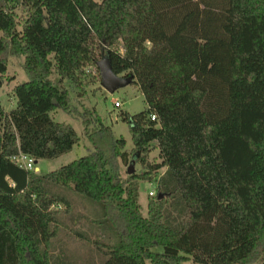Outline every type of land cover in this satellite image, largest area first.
<instances>
[{
  "label": "trees",
  "instance_id": "1",
  "mask_svg": "<svg viewBox=\"0 0 264 264\" xmlns=\"http://www.w3.org/2000/svg\"><path fill=\"white\" fill-rule=\"evenodd\" d=\"M0 32V77L9 57L27 76L14 108L0 106V264H51L56 208H71L53 187L100 209L111 236L93 241L98 264H264V0H0ZM102 57L143 95L142 112L121 114L143 172L122 178L126 141L89 110L86 156L41 176L22 168L20 155L78 144L50 113L101 82ZM139 182L155 186L146 217Z\"/></svg>",
  "mask_w": 264,
  "mask_h": 264
},
{
  "label": "rangeland",
  "instance_id": "2",
  "mask_svg": "<svg viewBox=\"0 0 264 264\" xmlns=\"http://www.w3.org/2000/svg\"><path fill=\"white\" fill-rule=\"evenodd\" d=\"M100 2L101 0H94ZM18 26L21 29V23L25 17L22 9L16 10ZM1 36V32H0ZM23 57H9L7 60V71L5 75L0 77V106L8 112L15 106V98L13 89L16 85L27 80V76L23 70ZM99 68L102 77H105L107 70V60L102 57L99 61ZM94 72V69H92ZM57 76L53 75L55 80ZM124 79L121 76H112L110 79L112 91L106 90L102 82L97 80L95 83L90 84L82 90H71V103L69 106L70 112L66 113L62 110H56L50 113L51 118L58 123H63L71 126L79 138L71 151L60 157L52 160H38L34 162L33 172L37 175H45L54 171L62 166L71 163L81 157L86 156L91 150V145L83 134L82 120L78 115L83 111H96L101 118L102 123L110 127L115 136L122 137L126 141L125 150L130 154V164H132L134 173L140 174L143 172L141 165L134 161L131 156L132 142L129 133L127 122H125L121 114L128 116L136 115L142 112L145 108L143 95L141 94L137 85L128 84L124 85ZM118 102L120 107H115L114 103ZM148 160L151 163L159 162L158 151L155 146L152 147L148 155ZM128 166L121 164L120 173L123 179L128 177ZM38 168L35 171V168ZM164 170V169H163ZM161 170L160 172H163ZM155 186L149 182H139V195L138 202L141 206V213L146 217L147 203L149 201L148 192ZM51 191L63 194L71 203V208L66 211L65 206L57 207L59 218V233L56 238L51 241L50 254L51 264H98V257L94 250L93 241L103 240L111 236V232L103 229L102 226L96 224L98 220L100 209L92 205L83 196L74 194L68 190H61L52 188ZM156 192V191H155ZM81 233L84 237L88 236L90 241H86L79 237ZM181 264H192L190 261ZM261 264V263H257Z\"/></svg>",
  "mask_w": 264,
  "mask_h": 264
},
{
  "label": "built area",
  "instance_id": "3",
  "mask_svg": "<svg viewBox=\"0 0 264 264\" xmlns=\"http://www.w3.org/2000/svg\"><path fill=\"white\" fill-rule=\"evenodd\" d=\"M114 106L120 107V104L118 102H115ZM150 119L155 120V116L151 115ZM15 162H17L22 168L29 170V171H32L34 168L33 167L34 160L25 155H20L18 158L15 159ZM154 195H155V192L153 190L149 191V196H154Z\"/></svg>",
  "mask_w": 264,
  "mask_h": 264
},
{
  "label": "water",
  "instance_id": "4",
  "mask_svg": "<svg viewBox=\"0 0 264 264\" xmlns=\"http://www.w3.org/2000/svg\"><path fill=\"white\" fill-rule=\"evenodd\" d=\"M101 74H102V73H101ZM112 76H116V75H113V74L111 73V71H110V69H109V65H108V63H107V70L105 71V77H106V79H104V78L102 77V81H101V82H102L103 87H104L106 90H108V91H112V85H111V82H110V79H111ZM131 79H132L131 77L128 78V79H124V80H123V81H124V85H128V84L130 83ZM127 173H128L129 175H131V174L134 173V169H133L132 164H130L129 168L127 169ZM158 197L160 198L161 195H159Z\"/></svg>",
  "mask_w": 264,
  "mask_h": 264
},
{
  "label": "crops",
  "instance_id": "5",
  "mask_svg": "<svg viewBox=\"0 0 264 264\" xmlns=\"http://www.w3.org/2000/svg\"><path fill=\"white\" fill-rule=\"evenodd\" d=\"M37 170H38V168L36 167V168H35V171H37Z\"/></svg>",
  "mask_w": 264,
  "mask_h": 264
}]
</instances>
